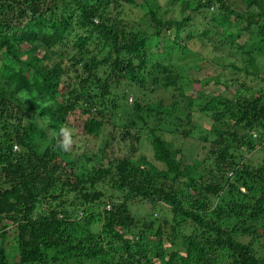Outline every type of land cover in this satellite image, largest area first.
<instances>
[{
    "label": "trees",
    "instance_id": "obj_1",
    "mask_svg": "<svg viewBox=\"0 0 264 264\" xmlns=\"http://www.w3.org/2000/svg\"><path fill=\"white\" fill-rule=\"evenodd\" d=\"M119 3L0 0V264H264V155L244 162L249 134L264 132V1L169 0L161 11L142 0L147 27L133 30ZM151 84L169 104L144 101ZM210 84L237 88L208 96ZM194 112L210 120L197 137L207 151L183 165L170 137H192ZM108 125L93 161L83 144ZM114 135L125 153L110 159ZM138 202L171 225L132 216Z\"/></svg>",
    "mask_w": 264,
    "mask_h": 264
},
{
    "label": "rangeland",
    "instance_id": "obj_2",
    "mask_svg": "<svg viewBox=\"0 0 264 264\" xmlns=\"http://www.w3.org/2000/svg\"><path fill=\"white\" fill-rule=\"evenodd\" d=\"M119 6L118 9L120 11L118 18H121L123 23H125L126 25H128V27H130L129 29H132L134 27H140L141 29H146L147 27V20L144 14V11H146V7L144 8H140L139 5H137L139 2H141L142 0H132L131 3H126L125 1L122 0H118ZM169 0H154V3L156 4L157 7H159V9L161 11L166 10V4ZM262 2L264 0H261ZM149 5H152L153 2H149ZM169 5V4H168ZM236 8H243L244 6L236 3L235 5ZM253 10L255 9L254 6H252ZM182 9L180 7V5H169V15H172V17H174L176 20L177 18H180L182 16ZM116 14V12H113L111 14ZM144 18V19H143ZM204 23H207V19H198L197 21L194 22V26L196 27V29H200V26H202ZM150 34V33H148ZM214 38H216V36H214ZM244 38H246V35L243 34L242 37L240 38L241 40H243ZM150 39V38H149ZM153 42V40L151 39V41H149V44L151 45ZM195 48L197 49L198 47L195 46ZM216 54H221L223 55L220 51L216 50ZM52 62L54 61L53 59L51 60ZM206 65L205 63L203 64H199L197 65V67H193V71L195 70L196 73L200 72L201 70V66ZM259 65L260 66H264V58L259 61ZM219 70L218 67H214V69H212V71H208V72H204L201 75H214V73H216ZM195 73V72H193ZM196 74L195 77L198 78L200 77L199 74ZM241 79V76H240ZM245 84L246 86L251 85V83H249L250 79L246 78L245 79ZM237 86L233 85L228 92L232 93L234 89H236ZM149 90H152V93L150 94V96L148 98H145L144 101H149V103L151 102H155L157 100L163 99L164 100V104L167 105L169 104L170 100H169V91L168 90H164L162 87L160 86H155V85H150ZM198 90V85H192V89L190 90V92L196 91ZM202 92L205 93L208 96H226L228 94L227 91H224L222 89V87L220 86H214L212 84L208 85L207 87H203L201 88ZM148 91V90H147ZM131 98L128 97L127 100V104H129ZM121 105V103H119V106ZM123 112H125V114L129 113V106L123 110ZM117 116V120L115 118L114 121V129L117 132L118 130H120L121 125V119L118 117V113L116 114ZM83 116L79 117L78 113L75 114L73 117H71L69 119V123L70 124H74L75 121L77 120H83ZM123 122V121H122ZM191 124L193 127H195V131L194 134H192V137L190 138H181L180 136L175 137L172 136L170 137L173 142V148L177 147L180 150V153L177 154V156L175 157L176 160H179L181 164L186 165V164H191L193 162V160H202L205 157L206 154V149L204 146H208L205 145L204 143H202L201 141H199L197 139V137L200 135L199 131L200 130H204L206 131L209 128L210 125V120L208 117L204 116V115H200L196 112L192 113L191 116ZM110 125L108 126H104V130L103 133L101 135H99L96 138H88L87 140H85L86 142L83 144V149H85V151L89 154H92L93 157V161L98 162L99 161V152H97L96 150L98 148H100L102 146L103 143H105V139L107 138V136L109 135V131H110ZM75 132V129H74ZM75 134V133H74ZM260 134L264 135V132L262 130L256 129L254 130L251 134H249V136L253 139L254 142V151L249 152L245 155V160L244 162L247 163L250 166H258L260 164V161L264 155V139L260 138ZM165 138L169 141L170 138L168 139V137L165 136ZM143 145V152L144 154L147 156V152L149 151V148L147 146H145L144 143H142ZM106 153V157L110 158V159H115V158H119L121 155H123L125 153V150L122 147V143L120 141H118V136L114 135V140L112 141V143L109 145V147L106 149L105 151ZM211 167V165H209L208 160L207 162L202 163L201 167H200V171L201 173H205V171L207 169H209ZM203 169H205V171H203ZM208 175L205 174V177H207ZM127 208L129 213L136 217V218H141V220H151L153 221V226H157V224L159 222L157 221H165L169 226L171 225V216L164 212V211H159L158 210V206H151L149 204H145V203H130L127 204ZM105 209H107L105 207ZM158 211V213H157ZM154 214V215H153ZM146 215V217L144 218V216ZM153 215V216H152ZM157 219L155 220L154 219ZM91 231H96L97 227H93L90 228ZM154 230V228H153ZM179 230V233L182 234H188V228L183 226L178 227L177 231ZM154 240V239H152ZM246 242V240H244ZM165 244V243H164ZM118 247V246H117ZM253 247L257 248L258 245L253 242ZM9 248V249H8ZM6 249L7 251L10 252V255L14 258L15 257V250H14V244L13 242L9 241L8 244H6ZM172 249V248H170Z\"/></svg>",
    "mask_w": 264,
    "mask_h": 264
},
{
    "label": "built area",
    "instance_id": "obj_3",
    "mask_svg": "<svg viewBox=\"0 0 264 264\" xmlns=\"http://www.w3.org/2000/svg\"><path fill=\"white\" fill-rule=\"evenodd\" d=\"M13 148H15V147H13Z\"/></svg>",
    "mask_w": 264,
    "mask_h": 264
}]
</instances>
